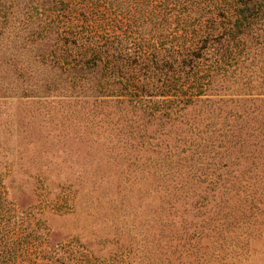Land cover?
I'll list each match as a JSON object with an SVG mask.
<instances>
[{
  "label": "rangeland",
  "instance_id": "374dc122",
  "mask_svg": "<svg viewBox=\"0 0 264 264\" xmlns=\"http://www.w3.org/2000/svg\"><path fill=\"white\" fill-rule=\"evenodd\" d=\"M136 1L0 0V246L9 264H264V24L165 114L55 63L70 28L157 39Z\"/></svg>",
  "mask_w": 264,
  "mask_h": 264
},
{
  "label": "trees",
  "instance_id": "16d2710c",
  "mask_svg": "<svg viewBox=\"0 0 264 264\" xmlns=\"http://www.w3.org/2000/svg\"><path fill=\"white\" fill-rule=\"evenodd\" d=\"M96 1L114 0H94V5ZM136 2L150 7L159 39L135 41L113 27H104L102 33L70 28L60 37L55 63L74 82L94 71L104 95L124 96L136 105H151L154 111L164 108L165 114L204 95L216 75L243 59L247 38L258 37L264 24V0ZM11 254L5 243L1 245L0 264H9Z\"/></svg>",
  "mask_w": 264,
  "mask_h": 264
}]
</instances>
